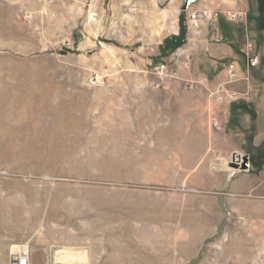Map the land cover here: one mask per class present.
<instances>
[{
	"label": "rangeland",
	"instance_id": "374dc122",
	"mask_svg": "<svg viewBox=\"0 0 264 264\" xmlns=\"http://www.w3.org/2000/svg\"><path fill=\"white\" fill-rule=\"evenodd\" d=\"M160 1L164 2V0ZM176 1L182 2V0ZM220 1L225 11L216 12V17L209 20L198 15L196 17L208 24L220 18V22L223 23L222 29L225 31V40L232 41L234 50L238 49L239 55H233L234 58H231L229 63H234L237 67L238 80L228 88V92L238 94L228 103L213 104V113L217 118L216 106L243 102L251 106L255 94L261 91L260 82L264 81V0ZM32 2L36 3L41 13L39 18L42 19L47 14L61 18L62 7L65 11L69 9L66 15L72 19L74 14L72 10L84 6L85 11L80 12V18L85 17L86 27L90 30L93 28V20L99 19L100 16L107 20L110 17L126 18L124 9L111 16L109 9L100 11V8L105 7L102 0H22L23 27L22 35L19 37L22 50L0 52V60H14L19 63L1 65L0 86L8 88L13 83L11 79L15 78L16 87L22 89L21 94L16 96L20 101L15 100L16 102H8L6 100L8 94L0 92V111L4 113L0 115V209L5 210L0 212V264H10V254L17 251L16 248H12L13 246L28 247L29 264H93L95 259L107 257L123 258L128 260V264H264V195L229 196L225 177L221 179L218 177L133 178L158 175L159 165L144 163L137 166L128 164V169L123 165V174L129 175L130 178H76L99 174L109 176L113 173H110V166L106 164L100 165L97 170L93 164L63 161L74 152L76 155L85 153L88 155L92 152L87 151L95 149L63 148L59 146V142H55V133L60 130L61 119L68 117L64 110L54 103L52 106L48 105V95L29 93V88L46 86V84H35L34 79L30 77L39 79L44 76H85L88 77L89 86L101 87L106 76L126 74V72L120 70L124 69L120 66L95 67L94 64L98 62L94 63L93 58L63 59L62 47H66L63 45L65 41L61 37L48 34L45 18L42 22L45 32L40 27L31 29L29 5ZM113 6L125 7L120 3ZM160 7L164 8L165 5L161 4ZM233 9L246 11L245 22L236 23L227 19V12ZM181 15L182 25L187 27L188 20L192 17L188 18L185 9ZM105 27L110 28L109 23L106 22ZM248 42L252 43L254 53L259 52L263 55L261 63L249 69L246 68L245 59L239 51ZM70 43L71 46L74 45L71 40ZM172 64L175 66V61ZM229 64L226 62L225 67ZM154 67L148 74L162 80L164 77H159L154 72ZM199 72H202L201 69ZM96 75L99 81L91 83V78ZM19 76H21L20 84ZM248 76L249 81L246 79ZM247 82L252 86L250 98L244 95ZM209 84L211 85L210 81ZM192 85H198V82ZM206 100L208 102L207 97ZM82 110L84 114L81 115L78 123L83 122L87 125L90 123L88 121L90 116H85L88 109ZM206 122L209 130L219 135L217 143L222 149L217 152V163L229 167L228 159L231 155L225 158L223 139L225 126L222 124L219 130L213 129L209 125L208 115ZM251 126V122L247 123V132L249 131L250 134L253 129ZM261 148L264 149V141L260 146L253 147L249 144V147L245 148L243 155L248 158L246 170L249 169V173L258 174L264 169V151L261 154L257 153ZM221 152L223 156H220ZM210 153H213L212 149H209ZM93 155H98V151H94ZM257 155L259 158H255ZM222 158L226 162H222ZM134 166L139 169L137 172H134ZM181 166L186 167V165ZM209 166L212 167L200 163L197 168L208 169ZM120 172L121 169H118V174ZM200 173L205 175V172ZM176 175L200 174L194 171ZM82 188L95 189L92 199L97 198L101 201L102 210H108L106 205L112 204L121 212L128 205L133 207L130 211H133L134 219L140 220L141 215H146L161 221L159 223L49 222L53 218L51 215L56 214L54 201L56 200L57 205L61 202L77 205L78 199L82 197L72 198L68 192ZM99 192L101 195L97 194ZM109 199L114 202H108ZM5 203L7 206L13 203L21 204L23 220L29 218V213L36 212L38 223H5L12 218L10 217L12 212L6 211L7 209L1 206ZM173 206L175 209L171 211ZM95 239L98 242L92 244L91 241ZM5 242L12 243L8 251L3 250L2 244ZM93 247H96L94 251Z\"/></svg>",
	"mask_w": 264,
	"mask_h": 264
},
{
	"label": "crops",
	"instance_id": "0c3cea01",
	"mask_svg": "<svg viewBox=\"0 0 264 264\" xmlns=\"http://www.w3.org/2000/svg\"><path fill=\"white\" fill-rule=\"evenodd\" d=\"M179 1V0H178ZM36 2V1H35ZM30 8V27H40L45 32L43 19L48 34L63 38L66 47H62L63 59H92L95 67L120 66L126 74H110L105 77L101 87L88 85L85 76H44L30 77L35 84H46L29 88V93L49 96L48 105L60 107L67 119H61L60 130L56 131L55 142L63 148L95 149L86 155L67 156V163L93 164L98 170L100 165H109L113 175L83 176L84 179H124L130 176L123 174V165L154 163L159 165L158 175H143L133 178L141 179H211L225 177L229 196L250 197L264 195V169L258 174L248 170L223 167L217 163V152L221 151L217 143L218 134L209 130L206 122V89L201 85L186 88V82L206 76L211 85L225 78V63L229 64L233 55H239L238 49L225 40L221 19L207 23L196 19L203 10L223 12L225 9L220 0H102L109 9V15L125 10L124 19L93 20L92 30L86 27V19L80 18L85 7H77L72 19L66 15L69 9L62 7L61 18L52 14L39 18L36 3ZM125 5L124 8L113 6ZM165 7L161 8L160 5ZM189 18L187 27L181 22V13ZM22 0H0V52L22 50ZM84 14L82 13V16ZM123 15V13H121ZM196 19L195 21L192 19ZM218 18V17H217ZM109 23L108 29L105 23ZM62 40V39H61ZM71 42L74 43L71 46ZM239 50L245 59L246 68L258 66L262 53L256 52L252 59ZM67 55V56H66ZM73 55L74 57H70ZM188 57V59L186 58ZM175 61V66L173 63ZM252 61L254 64H251ZM186 62V65H184ZM19 64L14 60L2 61L1 65ZM164 64L168 69L177 71L176 76L169 75L160 80L149 71L155 65ZM103 68V67H102ZM201 69V73L199 72ZM119 71V70H118ZM116 72V71H115ZM19 78V84L21 76ZM41 80L40 82L35 80ZM15 78L11 85L0 86V92L7 93L6 100L14 101L22 89L16 87ZM154 85H157L156 87ZM260 92L254 96L251 106L240 103L216 106L218 120L225 127V158L232 154L243 155L249 144L260 146L264 141V81L260 82ZM51 97V98H50ZM20 101V100H18ZM34 106V102H31ZM17 105V104H14ZM37 105V104H36ZM35 105V106H36ZM46 106V104H45ZM87 108L85 116L89 124L78 123L82 109ZM67 110V112H66ZM4 113L0 111V115ZM7 114V113H6ZM109 117V118H105ZM76 118V119H75ZM74 121H76L74 123ZM252 124L251 134L247 132V123ZM53 140V137H51ZM150 149V151H148ZM209 149L213 153L209 154ZM98 151V155H93ZM223 156V152H221ZM76 155V156H75ZM75 158V159H74ZM202 164L212 165L208 169H199ZM120 165V166H119ZM168 165V166H167ZM181 165H186L183 168ZM134 166V172L139 170ZM121 167V168H120ZM92 169V167H88ZM87 168V169H88ZM140 168V167H139ZM118 169H121L118 174ZM199 172L195 176H177L182 172ZM148 172V171H143ZM205 172V175H201ZM95 189L82 188L70 190L68 195L79 198L75 205L65 202L56 204L51 223H159L158 218L141 215L134 219L133 209L126 205L121 212L115 205H106L102 210L99 199H92ZM101 195V193H97ZM77 200V199H72ZM114 202L109 199L108 202ZM10 213L11 219L5 223H38L37 213H29V218L22 219L21 204H2ZM170 208V206L168 207ZM173 206L170 210H174ZM4 209H0L1 211ZM35 211V210H34ZM32 212V211H31ZM49 217V215H48ZM172 221V220H171ZM181 223L183 221L180 220ZM100 240V239H97ZM92 244L98 241H91ZM100 242V241H99ZM8 251L12 243L2 244ZM70 247V246H69ZM14 248V246L12 247ZM93 251L96 247L92 248ZM12 254V253H11ZM10 254V258H11ZM93 264H128L123 258H97Z\"/></svg>",
	"mask_w": 264,
	"mask_h": 264
},
{
	"label": "built area",
	"instance_id": "2783aa9c",
	"mask_svg": "<svg viewBox=\"0 0 264 264\" xmlns=\"http://www.w3.org/2000/svg\"><path fill=\"white\" fill-rule=\"evenodd\" d=\"M216 12H211L209 10H203L199 14H197L199 17L209 20L214 17H216ZM246 11L241 10V9H233L227 12V19L236 22V23H242L245 22L246 19ZM243 52L246 54V56H250L252 59V56L255 54L252 51V43L248 42L244 45L243 47ZM188 59V57H186ZM251 64H254L252 61H250ZM184 65H186V62H184ZM154 72L159 76V77H165L168 75H173L176 76L177 71L176 70H168V68L164 64H158L154 67ZM237 67L235 66L234 63L229 64L225 68V78L223 81L214 84L211 86L209 84V81L206 77H200L198 81H187L186 83V88L191 89L193 87L192 84H195L198 82V85L203 86L206 91H207V108H206V115H208V122L210 127L213 129L219 130L222 126L218 118L214 115L213 113V104L218 103H228L229 101H232L233 99L236 98L238 93L235 92H228V88H230V85L233 84L238 80L237 77ZM249 81V76L248 78ZM99 81L98 76L96 75L95 77H92L90 82L91 83H96ZM250 83V82H249ZM248 82L246 83V91L244 93L245 96L249 97L250 91L252 89L251 84ZM228 94H225L227 93ZM250 98V97H249ZM240 154H233L231 157L228 159V162L230 163L232 160L233 162L240 161L241 160ZM222 162H226L225 159L222 158ZM15 256L10 258V264H29V249L28 247H21L19 248L16 253H14Z\"/></svg>",
	"mask_w": 264,
	"mask_h": 264
},
{
	"label": "water",
	"instance_id": "95a60500",
	"mask_svg": "<svg viewBox=\"0 0 264 264\" xmlns=\"http://www.w3.org/2000/svg\"><path fill=\"white\" fill-rule=\"evenodd\" d=\"M229 167L232 169H240L246 170L248 168V158L246 155H242L240 161L233 162V160L229 163Z\"/></svg>",
	"mask_w": 264,
	"mask_h": 264
},
{
	"label": "trees",
	"instance_id": "16d2710c",
	"mask_svg": "<svg viewBox=\"0 0 264 264\" xmlns=\"http://www.w3.org/2000/svg\"><path fill=\"white\" fill-rule=\"evenodd\" d=\"M262 151H264L263 148L258 149V150H257V153H258V154H261ZM257 153H256V154H257ZM255 158H259V156L257 155ZM263 159H264V157H263ZM250 163H252V162H251V157H250Z\"/></svg>",
	"mask_w": 264,
	"mask_h": 264
},
{
	"label": "bare ground",
	"instance_id": "6f19581e",
	"mask_svg": "<svg viewBox=\"0 0 264 264\" xmlns=\"http://www.w3.org/2000/svg\"><path fill=\"white\" fill-rule=\"evenodd\" d=\"M242 157V156H241ZM14 248H16V250H18V246H16V247H14ZM13 250V249H12ZM60 253V252H59ZM13 256H15V254L12 252V254H11V258L13 257Z\"/></svg>",
	"mask_w": 264,
	"mask_h": 264
}]
</instances>
